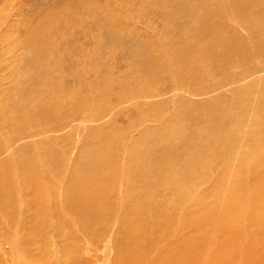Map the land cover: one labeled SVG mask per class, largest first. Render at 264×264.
<instances>
[{
    "label": "bare ground",
    "instance_id": "6f19581e",
    "mask_svg": "<svg viewBox=\"0 0 264 264\" xmlns=\"http://www.w3.org/2000/svg\"><path fill=\"white\" fill-rule=\"evenodd\" d=\"M160 13L139 10L150 17L122 54L133 33L115 20L78 56L23 43L25 72L0 82V264H15L12 248L16 264H264V123L251 118L264 117V93H251L248 63L264 55V0H175ZM173 92L135 134L89 127L73 153L75 125L113 111L100 106L111 95L119 109Z\"/></svg>",
    "mask_w": 264,
    "mask_h": 264
},
{
    "label": "rangeland",
    "instance_id": "374dc122",
    "mask_svg": "<svg viewBox=\"0 0 264 264\" xmlns=\"http://www.w3.org/2000/svg\"><path fill=\"white\" fill-rule=\"evenodd\" d=\"M174 1L175 0H0V82L2 79H4L7 82V87L10 88L13 86V84L9 80L12 78L14 72H25V66L27 65L23 66V56L25 53L31 52L30 49H25L23 46V43L26 41L29 42L36 40L39 43L43 42L44 44L42 45L46 48L55 47V51L71 52L72 54L78 56L79 51H87L85 46L91 45L95 40L100 39L101 45H103L104 41L108 40L110 37L109 27L113 23H111V20H115L114 22L122 24L123 27L126 26L127 29L133 33L131 35H127L126 38L121 40V44L119 45L120 50L117 51V54L125 53L127 51V45L130 39H133L132 37L134 35H142L144 32V21H142V17L149 18L152 16L154 20H159L161 15L160 10L167 9V7L169 8V5H171ZM139 10H143L150 16H140V14H138ZM152 12H154L155 16ZM128 25H131V27ZM234 30L242 36L246 43L253 41L247 35H243L244 30L242 28L235 27ZM125 62L128 63V60L125 59ZM248 63L249 68H253L250 70L251 77L254 75V77L257 79L260 78L258 83H255V80L252 81L250 79L254 83L252 86L257 89V92L254 89H251V93L253 92L255 96L259 94L260 91L264 93V55L262 58L260 57L257 59H251V61ZM29 68L30 67L27 69ZM64 68L63 70H66V68ZM256 68L261 69V72H258L259 74L254 72L256 71ZM240 70L241 69L239 66H237L236 72L240 73ZM98 71H100V69H98ZM62 75L65 76V73ZM74 77L75 76L71 73L69 74L66 72L64 81H66V83L71 81V83H74L76 82ZM217 77L222 78L223 73H220L217 76H212L209 79V82L213 81ZM250 80L248 81L250 82ZM134 87H138L137 84L134 83ZM117 89L118 88H115V90ZM90 90L91 89H88L87 91ZM11 91L13 94L14 91ZM229 92V90L225 89L224 93L229 95ZM173 93H167V95L165 94L157 97H142L143 99H141L139 105H137L138 103L136 101L127 100L124 102V104H121L119 109L116 108L118 102H115L114 97L111 95L109 98L110 105H100L110 106L113 109V111L110 110L109 114L106 115L109 118L103 116L104 118L102 117L98 120L89 119L83 125H75L78 134L74 135V145L77 146L75 147L73 153H76L77 148L80 146L79 138H81L83 134H86L89 127L95 126L99 128H109L112 125H118L122 126L121 130L135 134L140 128V125L138 124H150L152 123L151 121H154L152 119L153 117L150 116V114H155V112H153L150 108L153 102L168 101L170 104H173L174 101L177 102L178 96L175 92ZM251 95L253 98L255 97L253 94ZM184 97L190 98L192 101H200L202 98H206L207 95L202 94L191 96L187 94ZM261 97L264 98V95ZM96 102L98 105L101 104V102ZM128 105H131V107ZM135 107H138L139 109L136 108L137 110H135ZM172 110L173 109H170L168 111L167 109L164 111L163 115L165 116H161L162 114H160L161 118L166 120L171 114ZM251 118L254 119L252 122L264 123V117H257L255 113H251ZM102 120H105L110 124L108 123V125H106V123L104 124ZM65 129L67 130V128ZM65 129L61 130L60 133H64L66 131ZM79 131H82L83 134H81ZM254 145L257 146L256 140L253 145L246 143L245 146L244 142L241 147L243 148L244 152L245 150L246 152H252L256 149L254 148ZM238 150L241 151V149ZM237 153H234V151L230 152V154L235 156L237 160H241V156H239ZM224 188L225 184L223 183L220 185V189L222 190ZM7 258L10 262L16 264L21 261V254L16 251L15 248H12L11 254H8Z\"/></svg>",
    "mask_w": 264,
    "mask_h": 264
}]
</instances>
